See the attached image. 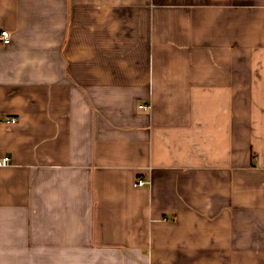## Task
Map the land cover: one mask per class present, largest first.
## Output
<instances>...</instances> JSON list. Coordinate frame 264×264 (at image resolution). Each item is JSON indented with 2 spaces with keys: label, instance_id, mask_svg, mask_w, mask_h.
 Returning <instances> with one entry per match:
<instances>
[{
  "label": "crops",
  "instance_id": "1",
  "mask_svg": "<svg viewBox=\"0 0 264 264\" xmlns=\"http://www.w3.org/2000/svg\"><path fill=\"white\" fill-rule=\"evenodd\" d=\"M1 30L0 264H264V0H0Z\"/></svg>",
  "mask_w": 264,
  "mask_h": 264
},
{
  "label": "built area",
  "instance_id": "2",
  "mask_svg": "<svg viewBox=\"0 0 264 264\" xmlns=\"http://www.w3.org/2000/svg\"><path fill=\"white\" fill-rule=\"evenodd\" d=\"M0 43L3 45H9L11 43V35L8 30H1L0 31ZM140 109L147 111L150 109V105L142 104L140 105ZM12 123L16 122V119L11 120ZM7 165V161L0 160V167H4ZM147 182L145 180H138L136 182L137 186H144Z\"/></svg>",
  "mask_w": 264,
  "mask_h": 264
},
{
  "label": "rangeland",
  "instance_id": "3",
  "mask_svg": "<svg viewBox=\"0 0 264 264\" xmlns=\"http://www.w3.org/2000/svg\"><path fill=\"white\" fill-rule=\"evenodd\" d=\"M1 45V44H0Z\"/></svg>",
  "mask_w": 264,
  "mask_h": 264
}]
</instances>
